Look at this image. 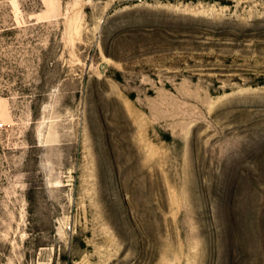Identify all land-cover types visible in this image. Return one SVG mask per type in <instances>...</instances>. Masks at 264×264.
Listing matches in <instances>:
<instances>
[{"label": "rangeland", "instance_id": "rangeland-1", "mask_svg": "<svg viewBox=\"0 0 264 264\" xmlns=\"http://www.w3.org/2000/svg\"><path fill=\"white\" fill-rule=\"evenodd\" d=\"M0 264H264V0H0Z\"/></svg>", "mask_w": 264, "mask_h": 264}]
</instances>
